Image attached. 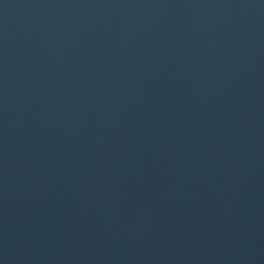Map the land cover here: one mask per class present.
I'll use <instances>...</instances> for the list:
<instances>
[{
    "label": "water",
    "instance_id": "obj_1",
    "mask_svg": "<svg viewBox=\"0 0 264 264\" xmlns=\"http://www.w3.org/2000/svg\"><path fill=\"white\" fill-rule=\"evenodd\" d=\"M0 264H264V0H0Z\"/></svg>",
    "mask_w": 264,
    "mask_h": 264
}]
</instances>
